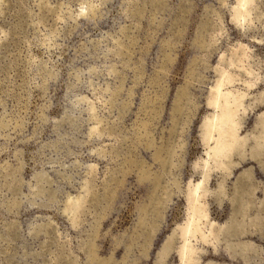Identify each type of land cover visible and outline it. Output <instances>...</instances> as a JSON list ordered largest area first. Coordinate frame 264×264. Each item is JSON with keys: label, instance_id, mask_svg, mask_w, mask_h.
Listing matches in <instances>:
<instances>
[{"label": "rangeland", "instance_id": "374dc122", "mask_svg": "<svg viewBox=\"0 0 264 264\" xmlns=\"http://www.w3.org/2000/svg\"><path fill=\"white\" fill-rule=\"evenodd\" d=\"M0 264H264V0H0Z\"/></svg>", "mask_w": 264, "mask_h": 264}, {"label": "bare ground", "instance_id": "6f19581e", "mask_svg": "<svg viewBox=\"0 0 264 264\" xmlns=\"http://www.w3.org/2000/svg\"><path fill=\"white\" fill-rule=\"evenodd\" d=\"M233 127H234V124H231V120H222L220 122H217V125H216V128L218 129V132L220 133L221 138L224 140H227V136L231 137L233 135V131H232ZM208 130L210 132L212 130L210 124H208ZM224 149L225 148H223V150ZM223 150H222V153L224 152ZM196 211H198V210H196Z\"/></svg>", "mask_w": 264, "mask_h": 264}]
</instances>
